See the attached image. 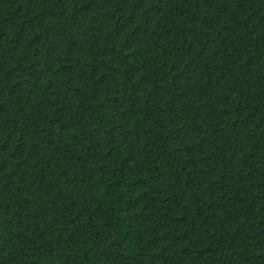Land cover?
Instances as JSON below:
<instances>
[{
    "label": "trees",
    "instance_id": "obj_1",
    "mask_svg": "<svg viewBox=\"0 0 264 264\" xmlns=\"http://www.w3.org/2000/svg\"><path fill=\"white\" fill-rule=\"evenodd\" d=\"M0 264H264V0H0Z\"/></svg>",
    "mask_w": 264,
    "mask_h": 264
}]
</instances>
